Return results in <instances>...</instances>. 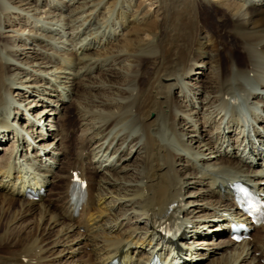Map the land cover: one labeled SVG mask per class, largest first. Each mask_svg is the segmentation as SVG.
Segmentation results:
<instances>
[{
	"label": "bare ground",
	"instance_id": "6f19581e",
	"mask_svg": "<svg viewBox=\"0 0 264 264\" xmlns=\"http://www.w3.org/2000/svg\"><path fill=\"white\" fill-rule=\"evenodd\" d=\"M10 1L0 0V142L12 143L7 158H0V264H65L74 254L76 264H108L114 258L119 264H149L154 253L167 255L171 246L176 252L167 264H193L198 256L191 249L212 246L206 227L213 236H225L216 244L222 252L199 253L208 264L264 263V223L250 225L254 234L248 239L228 234L231 218L248 223L232 202L231 183L250 184L264 200V0H215L223 8L211 9L221 14L214 28L203 18L209 0H139L145 16L153 10L159 24L128 21L121 5L112 34L119 28L137 34L126 40L127 54L88 52L89 42L66 59L58 55L65 47L61 39L75 31L77 7L71 2L81 0L52 1L45 20L53 23L34 26L38 35L26 38L3 37L8 23L2 21L17 9ZM20 1L29 7L38 3ZM122 2L130 7L136 0ZM26 46L30 52L20 53ZM208 57L209 92L191 84L196 65ZM56 62L54 82L24 68L32 64L41 71ZM19 76L31 89H18ZM58 88H67V94ZM15 93L28 94V104L55 97L48 117L53 121L72 100L78 124L91 132L74 140L62 118L58 132L47 134L29 114L31 136L22 132ZM46 114L40 112L38 120ZM179 116L185 118L180 123ZM35 133L53 142L61 133L60 151L36 150ZM60 156L67 158L66 168L54 175ZM33 176L30 188L42 192L30 199L25 183ZM75 180L86 183L80 205ZM195 198L204 207L191 208Z\"/></svg>",
	"mask_w": 264,
	"mask_h": 264
},
{
	"label": "rangeland",
	"instance_id": "374dc122",
	"mask_svg": "<svg viewBox=\"0 0 264 264\" xmlns=\"http://www.w3.org/2000/svg\"><path fill=\"white\" fill-rule=\"evenodd\" d=\"M52 1H54L55 3H57L56 1L59 2V0H45V1L42 0V2H40L38 0L39 4L37 3V5H35L33 3L32 6L29 7L28 5L24 4L26 1L21 2L20 0H15V1L11 0L10 2H12V3H11L10 7H15L17 9H15L13 11L10 10L9 12H12V13L8 14V16L3 19V21H2L3 24L8 23V25H6L7 27L5 28L6 30L5 29L2 30L3 37L14 38L16 35H18V36H21L23 38H26V37L32 36L33 34H35L34 36H36V34L38 35V32L35 33L34 26L40 25L41 23H53L47 19L45 20V13H48L47 11H49V7L52 6ZM60 1H62V0H60ZM63 2L67 3V0H63ZM209 2L211 4V6H209V7H211V8L210 9L206 8V12L204 13L203 18L209 27L214 28L215 25L218 23V20L221 19V14L216 16V14H214V12L211 9L218 10V9H222L223 6L220 5V3L218 1H215V0L214 1L209 0ZM78 3H80L82 5V0L81 1H74L73 3L71 2V7H73V8L77 7L74 14H73L74 23H72L75 27V29H74L75 31H73V33L70 36L67 35L65 38L61 39L64 42L65 47H64V50L62 49L60 52H58V55L64 57L65 59L67 58V55L71 51H75L79 47H83V45L84 46L87 45L89 42L92 43L91 44L92 46L90 45L88 52H94L95 54H100L103 56L104 55L105 56L114 55L115 53L116 54L117 53L127 54L126 49L124 47L125 42H126V40H129V41L134 40V38H135V36H137V34L131 33V30H130L131 28H129V29L124 28L122 30H121V28H119L117 31H115V36H114V34H112L114 29H115V27L112 26L113 18L115 17L117 9L121 5H122V7L120 8V10H122L127 16H129L128 21L129 20L130 21H137V22L143 23V24H145V23L149 24L150 22L154 21V22H156V24L157 23L159 24L158 19L157 18L155 19L154 14H152L153 10H151L152 15L150 14L149 16H145L146 15V9L143 8V5H140L141 1H139V0H136V2L130 7L127 6L126 4H124L123 2L121 3V0H86L85 3L83 4L84 6L83 5L81 6ZM138 3H140V4L138 5ZM96 4H98V6H95ZM34 8H36V10ZM58 8H60V7L58 6ZM65 9L66 8H60V10H62V12H64ZM32 16H33L34 20L39 21L40 23L32 21L33 20ZM143 19H144V22L142 21ZM107 33H110L112 37L109 38L108 41L107 40L105 41V37H102V36L103 35L106 36ZM94 40H95L94 46H96V47L93 46ZM28 41H30V39H28ZM232 43L233 42H229L228 44L231 45ZM205 47L206 48L204 49V51L206 53H209L210 55L214 54V50H212V48L210 46H205ZM234 47H235V45H234ZM28 48H30V46L20 47V50H21L20 53L30 52L29 50H31V49H28ZM225 48H227V47H225ZM220 54H221V57H223L224 52L220 50ZM126 63L128 64V62L125 61V69L127 68ZM51 65H49L48 69H45V70L42 69L41 71H35V67L32 66V64H30V65L25 64L24 68L28 69L29 71H33L34 74H36L42 78H46V79L50 80L51 82H54V80H57V79H55L57 77V75H59L58 74L59 69H57V67H58L57 62L54 64H51ZM210 66H212V63H211V59L209 57L206 60H204V63H202V64L198 63L196 65L193 73H192L193 79L191 81V84L194 83L196 87H199V88L209 92V85H211V83L213 82V74H212V69ZM94 75L96 76L97 73H94ZM20 79H21V76H19V79H17V81H16V84L19 87L18 89H24V90L31 89V87H28V88L24 87L26 84H22ZM36 88H34V89H36ZM41 88L42 87H38L37 90H39ZM58 91H60V93H65V95L67 94V88H65L64 90H62L61 88H58ZM16 94L17 93L13 94L14 96L13 95L12 96L16 100H18V105H16V107H18V109L20 110V112L24 116V118L19 123L20 130L22 132H26L28 135L31 136V129L28 128L26 131V128L29 126V124L32 123V121H30L28 123V120L26 119L28 114L30 115V117L32 116L31 117L32 120L34 118V121L38 122V126H41L44 130L47 131V134H51L52 132H58V130L60 129L59 120L62 118L66 119L65 122H63V123H64V126H66V128H67V130H66L67 135L72 137L74 140H76V138L84 135V133L87 134V133L91 132L90 129L85 130L81 124H78V122L74 116V113H73L74 102H72V100L67 101L65 103V109L57 110L55 112L54 117L56 118V120L53 121V119H51V120H48V119L50 118L49 117L50 115L52 116V110H54V108L56 107L55 106L56 102H54L55 97L46 96L45 98H47V100H45V99L44 100L34 99L30 104H28L29 100H26V98L28 97V94L26 96L23 95L25 97H23V96L21 97V95L16 96ZM43 97H41V98H43ZM32 98L30 100H32ZM49 101H51V104ZM35 104H38L39 106H34ZM47 105H50V106L47 107ZM44 110L47 111L48 115L46 114V116H44L42 119L38 120L40 117L38 114ZM183 119H185L183 116H179L178 117V123L182 122ZM199 122H201V120L197 121L196 123L198 124ZM17 128L18 127H16L15 129H17ZM37 134H39V133H35L33 135L32 138H34V139L32 140L33 142H31V144L34 145V148L36 150L37 149H41V150L44 149V151H46V152L55 151L54 153L60 151L61 147H59V146L57 147V144L60 143V141H58V139L61 138V133L57 135L58 139L54 142L52 141V138H49V136H48V138H44L43 140H39L36 138ZM51 141H52V143L49 144L48 142H51ZM11 145H12V143L9 142V139L4 140V142H2V143L0 142V158L2 156L4 157L3 159L7 158L8 150H10ZM73 156H74V153H73V151H71L70 154H68V157H73ZM60 159H61V161H60L59 167L56 165V167H54L52 169V172L54 173V175L59 174L60 171H62V168H64V169L66 168L67 158L65 156H63V157L60 156ZM134 160L135 159L130 160L129 165H132ZM89 170H91L93 172L95 171L93 166L91 168H89ZM53 176H52V181L54 182V184H56L58 182V180L55 179V177H53ZM53 187H55V186H53ZM53 187L50 186V189ZM46 194H47V192H46ZM206 198L207 199L210 198L209 194H208V196H206ZM203 202L205 203L206 201H203ZM204 205L205 204H201L200 198H195L194 204L191 205V208L192 207H204ZM205 229H206V239L205 240H207V239L211 240L209 242H213V243H211L212 246H208L207 248L200 246V248L202 247V250H198L199 249L198 248L197 251L191 249L192 251L191 250L190 251L193 254H195L196 256H198L196 258V261L193 264H208L207 263L208 262L207 257H205V256L201 257L199 253L204 252L206 254H208V253L212 254L211 252H213V253L218 252L219 253V252H222V250H223V248L221 246H218L216 244L219 242L220 239L224 238L225 236L224 235L213 236L210 234V233H212L210 227H206ZM253 234H254V232H253ZM21 237L26 238V235H23ZM203 249H204V251H203ZM86 251H89V248H87ZM215 257H217V256H215ZM259 257L260 256H258V258ZM77 259H78V255L74 254L73 256L70 255L67 259H64V262H65V264H76ZM261 260H259V263L264 264V263L260 262Z\"/></svg>",
	"mask_w": 264,
	"mask_h": 264
}]
</instances>
